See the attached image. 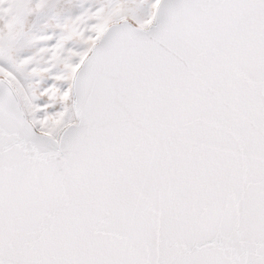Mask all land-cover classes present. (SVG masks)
Here are the masks:
<instances>
[{
  "label": "snow or ice",
  "instance_id": "snow-or-ice-1",
  "mask_svg": "<svg viewBox=\"0 0 264 264\" xmlns=\"http://www.w3.org/2000/svg\"><path fill=\"white\" fill-rule=\"evenodd\" d=\"M0 264H264V0H0Z\"/></svg>",
  "mask_w": 264,
  "mask_h": 264
}]
</instances>
